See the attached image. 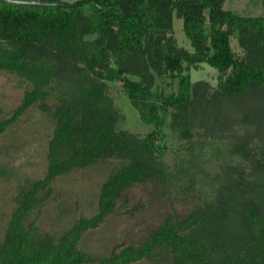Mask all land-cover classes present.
<instances>
[{"label": "trees", "instance_id": "obj_1", "mask_svg": "<svg viewBox=\"0 0 264 264\" xmlns=\"http://www.w3.org/2000/svg\"><path fill=\"white\" fill-rule=\"evenodd\" d=\"M223 2L90 0L34 7L0 0V70L27 84L19 106L0 119V133L34 104L54 121L47 170L18 193L0 240V264H130L154 256L163 264H264V16L237 15ZM173 15L182 20L191 50L177 45ZM231 36L242 55L234 53ZM201 63L217 69L214 87L192 83L189 71ZM117 80L139 119L151 125L144 135L119 126L109 92ZM167 116L180 139H189L205 119H213L211 129L230 130L198 131L226 140L223 149L210 151L216 171L204 170V143L199 151L188 144L172 165L164 163ZM239 120L252 126L251 136L233 129ZM109 157L118 162L101 183L95 214L77 219L57 240L42 235L33 220L25 222L57 176ZM203 177L209 194L197 183ZM150 179H184L201 201L184 217L165 218L137 245L114 247L106 256L80 250L82 234L115 210L122 193Z\"/></svg>", "mask_w": 264, "mask_h": 264}, {"label": "rangeland", "instance_id": "obj_2", "mask_svg": "<svg viewBox=\"0 0 264 264\" xmlns=\"http://www.w3.org/2000/svg\"><path fill=\"white\" fill-rule=\"evenodd\" d=\"M48 2L74 3L77 0H42ZM89 11L90 5H82ZM223 8L232 10L240 16H264V0H224ZM172 35L178 46L191 50L189 41L182 29V20L172 16ZM231 47L234 53L242 55L236 36H231ZM192 83L208 81L216 85L218 71L207 63L189 71ZM121 81L110 83L109 92L120 114L119 126L132 133L144 135L151 125L144 124L136 109L128 102ZM176 84V82H174ZM27 84L18 76L6 70H0V119L8 117L21 103ZM52 99H47L50 104ZM235 112V111H234ZM236 114V112L234 113ZM231 114V115H234ZM213 119H205L192 128L189 139H180L173 135L169 127L170 116L163 125L161 143L165 150L162 160L172 165L174 159L184 153V146L193 144L199 151L202 145L204 170L212 173L217 164L212 153L213 147L224 148L225 139L216 135L206 137L198 131H212L214 134L229 133L225 126L210 128ZM195 124V125H196ZM54 121L39 105L26 108L18 119L0 133V240L3 238L7 220L17 204L18 193L31 182L44 176L48 165V141L52 135ZM199 126L201 129H199ZM239 133L251 136L252 126L244 121H235L234 128ZM206 158V160H205ZM207 159H209L207 161ZM117 159L105 158L85 167L75 168L66 174L57 176L51 183L49 194L40 206H35L25 217V222H35L42 235L57 240L80 217H90L98 209L100 186L114 170ZM201 194L210 192L211 186L206 177L197 180ZM184 179L169 181L147 180L134 183L128 187L117 200L115 210L97 227L87 229L78 243L83 252L106 256L114 247L128 244L137 245L169 216L184 217L193 210L202 197H198L193 186ZM40 195H45L40 192ZM204 195V194H203ZM202 196V195H201ZM117 247V248H118ZM98 264V263H84ZM130 264H163L159 256Z\"/></svg>", "mask_w": 264, "mask_h": 264}, {"label": "water", "instance_id": "obj_3", "mask_svg": "<svg viewBox=\"0 0 264 264\" xmlns=\"http://www.w3.org/2000/svg\"><path fill=\"white\" fill-rule=\"evenodd\" d=\"M9 4L13 5H24V6H34V7H48V6H59V7H73L78 6L81 3H87L90 0H84L82 2H74V3H61V2H48V1H41V0H1Z\"/></svg>", "mask_w": 264, "mask_h": 264}]
</instances>
